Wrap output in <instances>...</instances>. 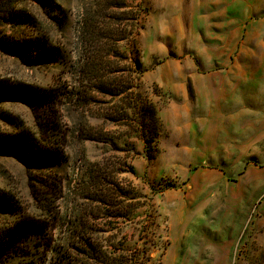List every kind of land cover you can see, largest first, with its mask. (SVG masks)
Here are the masks:
<instances>
[{"label":"rangeland","instance_id":"1","mask_svg":"<svg viewBox=\"0 0 264 264\" xmlns=\"http://www.w3.org/2000/svg\"><path fill=\"white\" fill-rule=\"evenodd\" d=\"M244 1L0 0V136H43L58 154L29 168L0 150V195L15 214L60 208L50 237L26 244L37 264L57 262L85 208L135 211L89 220L98 236L120 230L118 250L142 247L149 224L157 246L138 264H264V0H247L250 36L230 45ZM185 66L196 71L184 79ZM92 69L126 91L90 90ZM136 91L160 120L154 158L129 121ZM96 164L110 174L99 184L116 188L106 203L87 180ZM13 223L0 213V241Z\"/></svg>","mask_w":264,"mask_h":264},{"label":"trees","instance_id":"2","mask_svg":"<svg viewBox=\"0 0 264 264\" xmlns=\"http://www.w3.org/2000/svg\"><path fill=\"white\" fill-rule=\"evenodd\" d=\"M1 42L0 46L3 47L5 42H3V40ZM15 42L16 40L13 41L14 44ZM92 71L94 72V74H91L93 85H91L90 90L99 92L110 98H114L118 95L120 96L126 91L127 87L122 88L123 81H120V79H107L104 76L102 77L101 74H98L97 70L92 69ZM12 88L15 89L14 86ZM12 88H10V90ZM16 91L14 95L17 96L18 93H20L19 95L22 97V93L19 90ZM39 98L42 97L39 96ZM154 105L155 104L151 100L139 97L137 91L135 92L133 103L130 105L132 113L129 121L138 127V136L142 139L145 153L149 158H154L152 151L155 155V149L152 144L158 141L159 136L160 120ZM41 107L43 106L38 107V109ZM50 115L51 112L49 111V114L46 115V119L43 121L44 124L50 119ZM107 116V119L114 123L120 121L119 118L115 117L112 113ZM43 141V136L33 138L26 134L12 137L0 136V150L18 154L21 161L29 168H40L39 166L51 167L58 158V154L57 151L53 152L51 150L52 148L50 147L52 145L47 143L44 144ZM102 170L103 167L99 166V164L90 168L87 180L91 185L99 184L100 180H104L107 174H104ZM109 175H107V178H109ZM110 179H112L111 176ZM99 187L100 188L95 189L97 191L95 196L99 195L101 202L106 203L109 198L113 197L116 188H113L114 185L112 181L99 184ZM86 198L90 201L93 200L89 198V196ZM38 208L40 213L38 216L36 215V217L29 218L24 216L23 213L21 214V212L15 214L17 211L15 205L9 204L8 198L4 194L0 195V213L8 215L9 217H14L13 226L7 230L5 240L0 241V258L11 252L13 257L19 260L17 264H37L36 258L31 257V252L27 250L28 246L26 244L32 240L33 235H35V240L33 242L44 240L47 235L49 236L47 233L49 224L56 223L61 217L60 208L58 207L41 205ZM132 212L135 211L109 208H85V211L83 210L82 213L79 212L77 215H74L73 218H75L76 221L73 227L70 228L68 240L63 247L62 253L60 252L57 256V262L55 264H94V262H97V264H138L140 260L149 258L151 250L157 246H151V244H155V241L153 240L154 233L149 229V224H146L145 227L139 230L140 234L138 240H142L144 245L142 247H126L124 250H118L114 243V239L116 240L118 238L120 230L112 227L108 229L109 233L107 236H98L94 234L92 228L88 226L91 216H97L100 219L110 222L115 220L125 221L130 219ZM151 224L153 223L151 222ZM145 240H149L150 242ZM156 241L158 242V239H156ZM44 247L46 250L49 248V244H46Z\"/></svg>","mask_w":264,"mask_h":264},{"label":"crops","instance_id":"3","mask_svg":"<svg viewBox=\"0 0 264 264\" xmlns=\"http://www.w3.org/2000/svg\"><path fill=\"white\" fill-rule=\"evenodd\" d=\"M249 13H250L249 4H248L247 0H245L244 1V9H243V17L244 18H242L241 22H237V23L233 24L231 36H229V38L227 39L228 44H230V45L237 44L238 43L237 39H238V36H240V35H242L243 38H247V39L249 38L250 27H249V24H247L245 22V17L247 15H249ZM173 26L174 25H172V33H174ZM195 71L191 68V66H185V67L181 68L182 74L185 75L184 79L187 78V75H193ZM160 85H162V83Z\"/></svg>","mask_w":264,"mask_h":264}]
</instances>
